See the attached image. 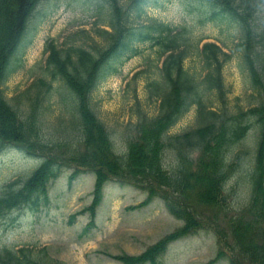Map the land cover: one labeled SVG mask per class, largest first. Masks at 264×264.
Masks as SVG:
<instances>
[{
	"label": "trees",
	"instance_id": "obj_1",
	"mask_svg": "<svg viewBox=\"0 0 264 264\" xmlns=\"http://www.w3.org/2000/svg\"><path fill=\"white\" fill-rule=\"evenodd\" d=\"M97 1L103 2L98 5L99 7L109 8L110 23H117V17L113 13H117L119 9V5L116 6V0ZM202 1H198V7ZM32 2L33 0H0V77L9 51L24 31L25 20ZM153 2L156 4L158 0ZM204 3L209 5V13L215 15L217 20L220 21L228 16V20H233L242 26L243 36L236 49L243 50V54L238 65L244 67L252 86H255L258 92L257 85H263V83L260 84V74L264 76V33L260 34L255 23L252 22L257 12L254 10L255 5L251 0H204ZM147 29L149 30L137 32V38L143 40L151 37L154 39L153 42L159 43L162 52L171 51L163 69L168 85L159 83L150 85L152 98L160 99L158 112L153 117L145 116L143 113L138 114L137 127H139L140 136L138 141L130 146L126 159L113 155L109 137L94 112L91 111L93 108L90 109L87 93L90 78L96 72L100 75L103 71L110 69L106 61L112 49L119 44L118 29H115L116 36L113 37L104 30L98 29L97 36L100 44L104 46L93 47V52L81 46H68L62 50L52 49L50 57L54 66L51 72L52 79H62L78 98L76 109L81 118L83 144L86 149L81 156V162L89 166L97 165L100 180L104 176L125 178V175H128L147 181L156 187L167 188L172 193H184L192 187H198L197 196L200 204L213 206V210L219 214L230 207L223 196V188L233 173L231 171L233 166L229 162L233 160L234 147L242 142L248 133L250 126L244 120L248 114L258 125L254 169L253 172H248L249 182H251L250 200L242 214L228 219L232 244L223 239V244L220 245L223 249L221 255L225 254V250L231 253L238 251L242 261L250 264H256L253 262V256L258 255L257 261L260 264L261 257L264 256V102L260 100L259 106L249 109L247 113L241 110L236 113L228 112L227 107L220 111L211 109V106L202 103L205 91L207 93L208 90H213L218 99H225L221 66L218 61L222 57V62H226L233 56L224 55L217 46H206L203 58L212 72L203 79L204 87H202L182 66L188 51L196 54L186 42L187 35L183 36L180 32L171 36V28L158 21H154ZM126 35L127 38L130 36L128 32L122 33V36ZM105 46L108 48L104 50ZM124 46L128 47L126 43ZM37 93L39 94V91ZM77 93L81 98L80 101ZM193 105L197 108L195 128L169 136L170 129ZM10 110L0 101V139L25 142L23 136L18 133V124L14 121V114ZM164 151L166 154L173 152L170 155L175 162L173 172L163 169ZM243 151L244 154H249L248 149L245 148ZM193 153H197L194 163L190 158ZM187 166H195V171H191ZM246 171L242 168L241 174ZM55 173L56 167L48 164L34 171L25 181L19 180L9 185L0 193V217L23 208V205L33 211L32 209L44 194L48 177H55ZM98 201L99 197L88 208L87 211L90 214L95 211ZM247 213L248 216H246ZM179 217L184 219L185 227L170 238L195 227L196 222L191 217ZM217 234L220 239L221 232ZM163 249L164 245L161 246L158 243L142 256L127 259L130 264L152 260L151 257ZM19 259L20 257L12 251L0 252V264H18ZM231 262L239 264L233 259ZM30 263L29 259L22 262V264Z\"/></svg>",
	"mask_w": 264,
	"mask_h": 264
},
{
	"label": "rangeland",
	"instance_id": "obj_2",
	"mask_svg": "<svg viewBox=\"0 0 264 264\" xmlns=\"http://www.w3.org/2000/svg\"><path fill=\"white\" fill-rule=\"evenodd\" d=\"M264 1V0H263ZM166 6V7H165ZM183 5L179 3L164 4V10H148L147 15L153 18H161L165 22L174 24L186 20L190 24L192 17L182 12ZM60 8L50 18V23H43L38 28L39 36L36 37L28 57H34L40 51L44 38L56 37L63 31L68 19ZM69 15V14H68ZM260 24L264 28V12L260 13ZM218 26H200L194 31L195 39L201 36L218 38L222 44L231 43L226 39L227 30L219 32ZM237 36V32L230 35V38ZM229 46H232L229 44ZM226 49V48H225ZM192 70H197L199 65L194 59L185 64ZM139 61L133 59L126 63L117 77H111L104 84L100 85L97 91L98 107L100 118L108 126L109 130H119V128L129 122H135V106L142 105L143 110L149 115L155 114L157 104L147 102L145 93L146 79L149 73L146 71L144 78L138 83H129V73L135 70H147L144 66L139 67ZM224 84L227 90V106L236 109L240 107L245 111L249 106L255 105L251 102L252 93L247 74H241L235 62L227 65L223 71ZM125 78V83L120 79ZM15 81L11 83L14 85ZM129 84V85H128ZM12 90L13 87L8 88ZM212 107L217 109L218 104L213 100ZM195 110L189 111L171 130V134H177L189 126H194ZM51 136H57L54 123H51ZM78 123L76 119L72 125ZM62 133V132H61ZM256 133L252 128L250 135ZM64 136L71 135L70 130H65ZM49 135V134H48ZM252 139V138H250ZM251 143V141L249 142ZM114 144L118 143L114 140ZM32 166V160L25 155L14 150H5L0 155V184L8 178H16ZM191 168L192 166H187ZM194 171L195 168H191ZM87 183H90L88 180ZM84 184L81 183V186ZM116 187H108L103 202L97 211L95 226L87 232H83L88 220L86 217H77L72 225L68 224V215L87 206L89 199L80 201V194L69 189L66 177L63 175L60 181L53 183L49 190V204L41 207L32 216L22 213L13 221V217L0 220V248L13 245L37 244L45 245L51 258L63 262V264H116L111 257L125 254H139L148 245L154 243L159 238H163L171 231H174L181 224L168 212L160 201H154L149 206L141 210L124 211L123 207L135 205L141 202L145 196L135 193L117 191ZM79 193H82L79 190ZM88 195V194H87ZM82 196V195H81ZM186 200L182 202L179 209L186 208L196 203L200 208V200L197 191L187 194ZM193 197L194 201L190 198ZM86 198V197H85ZM143 198V199H142ZM84 199V195H83ZM176 209L178 207L174 206ZM203 220L207 222L217 221L216 212L202 211ZM155 217V218H154ZM144 222H140V219ZM146 223V224H145ZM210 236H196L173 244L166 253L165 264H205L213 255L215 241ZM105 257H104V256Z\"/></svg>",
	"mask_w": 264,
	"mask_h": 264
}]
</instances>
